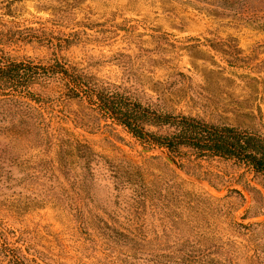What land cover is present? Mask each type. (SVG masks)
I'll return each instance as SVG.
<instances>
[{"label": "rangeland", "instance_id": "1", "mask_svg": "<svg viewBox=\"0 0 264 264\" xmlns=\"http://www.w3.org/2000/svg\"><path fill=\"white\" fill-rule=\"evenodd\" d=\"M0 2V54L264 135V0ZM0 96V264H264V177L144 146L58 76ZM167 153L170 164L162 155Z\"/></svg>", "mask_w": 264, "mask_h": 264}, {"label": "trees", "instance_id": "2", "mask_svg": "<svg viewBox=\"0 0 264 264\" xmlns=\"http://www.w3.org/2000/svg\"><path fill=\"white\" fill-rule=\"evenodd\" d=\"M21 0H0L7 14ZM58 76L68 98L86 99L103 117L122 126L144 148H162L172 156L182 148L198 157L234 160L264 177V135L228 124H214L191 115L164 111L143 104L114 87L90 81L74 67L54 59L49 65L30 60L10 59L0 54V96L27 109L40 97L31 89L41 78ZM1 240V236H0ZM13 264H27L22 256L11 254Z\"/></svg>", "mask_w": 264, "mask_h": 264}, {"label": "water", "instance_id": "3", "mask_svg": "<svg viewBox=\"0 0 264 264\" xmlns=\"http://www.w3.org/2000/svg\"><path fill=\"white\" fill-rule=\"evenodd\" d=\"M145 151H149L148 149H143ZM163 157L172 165H174L173 160L170 158V156L167 153H162Z\"/></svg>", "mask_w": 264, "mask_h": 264}]
</instances>
